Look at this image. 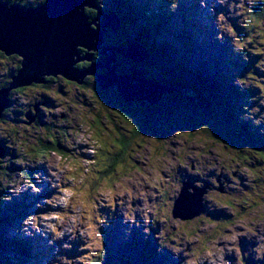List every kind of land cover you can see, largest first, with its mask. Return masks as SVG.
Returning a JSON list of instances; mask_svg holds the SVG:
<instances>
[{
  "label": "rangeland",
  "instance_id": "rangeland-1",
  "mask_svg": "<svg viewBox=\"0 0 264 264\" xmlns=\"http://www.w3.org/2000/svg\"><path fill=\"white\" fill-rule=\"evenodd\" d=\"M143 1L174 11L157 43L173 48L138 65L154 80L180 83L161 110L126 120L114 88L96 97L94 84L56 81L48 87L64 93H43L31 133L21 111L37 92L3 104L0 218H13L1 225L4 236L35 247L14 264H264V17L254 13L264 0ZM131 26L109 39L129 47ZM2 62L0 79L9 68ZM38 142L46 154L31 149ZM184 191L194 200L184 202ZM195 203L202 210L192 220L174 215L178 207L190 215ZM9 250L6 258L21 251Z\"/></svg>",
  "mask_w": 264,
  "mask_h": 264
},
{
  "label": "water",
  "instance_id": "water-1",
  "mask_svg": "<svg viewBox=\"0 0 264 264\" xmlns=\"http://www.w3.org/2000/svg\"><path fill=\"white\" fill-rule=\"evenodd\" d=\"M87 9L96 10L98 16L103 17L102 21L97 23L98 16L91 19L86 13ZM120 25V17L104 14L96 0H45L37 8L0 3V51L6 55L17 54L23 59L22 68L13 78L8 90H0V118L9 106L3 104L8 102L11 91L32 83H44L46 76L61 75L81 84L86 76L95 74L101 67L106 71L98 76L100 90L116 87L127 106H132L136 101L158 105L162 96H171L175 88L148 78L144 70L138 67L150 57L143 46L131 42L132 39L129 47L105 44L104 33L107 28L118 32ZM80 48L89 51L102 49L104 59L100 63H92V56L89 55L85 59L91 65L88 70L81 71L75 67L80 62L77 58ZM118 54L131 59L137 67L124 75L118 73ZM27 117L33 122L32 117ZM181 196L184 202L186 199L194 200L193 195L187 191ZM192 209L191 214L187 215L178 207L175 208L174 215L183 220H192L200 215L202 208H197L195 203Z\"/></svg>",
  "mask_w": 264,
  "mask_h": 264
},
{
  "label": "trees",
  "instance_id": "trees-1",
  "mask_svg": "<svg viewBox=\"0 0 264 264\" xmlns=\"http://www.w3.org/2000/svg\"><path fill=\"white\" fill-rule=\"evenodd\" d=\"M116 2H117L118 7H116L117 9L113 10V11L104 10L102 7H100L98 1H97V4H98V7L101 8L102 12L109 14V15L115 14V15H118L120 17V19H121L120 29L123 28L124 23L130 24V25L133 24V26H131V28L133 29L134 33L132 34V41L131 42H135V43L143 46L147 50V52H149L150 57L153 58L151 60H148L149 63H150V61H153V63H154V59L157 60L156 56L162 57L165 55V53L167 51H170L173 48L172 46L165 44V43L164 44H157V43H158L159 39H163V37L161 38L160 36L164 34L163 31L166 30L168 23H170V21L174 19V16H173L174 11L170 10V14H166V12H164L163 8H161L160 6L157 7L156 9H153L151 7V4L144 2L143 0H118ZM127 9H129V10H127ZM263 12H264V9L262 11L257 10L254 13L258 17L259 16L264 17ZM86 13L88 15H90L91 19L98 15V12L96 10H92V9L91 10L89 9V11L86 10ZM133 13L134 14L136 13V16H134ZM137 20L140 21V23H138ZM185 23H187V22H185ZM187 25H188V23H187ZM111 33H112V30H111ZM183 36H185V34ZM130 37H131V33H130ZM105 39L109 43L108 45L117 47V44H118V47H121V46H119L121 44L118 43V40H119L118 37L114 36L113 39H111V38L109 39V35L106 34ZM122 46H124V45L122 44ZM157 61H159V60H157ZM169 67L170 66H168V68ZM173 67L175 68V66H173ZM164 68L165 67H163V69ZM174 68H170V69H172V71L174 72L175 71ZM132 70H133V68H130L126 72L130 73ZM122 71L125 72V68L122 69ZM17 73H18V71L15 72L14 76L10 79V81H8L6 83L7 88L10 87V85L13 81V78L17 75ZM168 74H169V72H168ZM197 74H199V69L197 70ZM123 75H124V73H123ZM166 75H167V73H166ZM146 76L148 78L154 79L153 77L148 76L147 74H146ZM60 78H62V77H58V79H60ZM190 79H193L194 81L198 80L197 76L195 78H190ZM203 79L206 80L207 78L204 77ZM157 81H159L163 84L173 86L175 88L181 86L180 83H176V81L171 80V79H167V80L159 79ZM35 84H37V83H32L31 85L17 88L11 92H12V94L14 92L17 94H23L24 91H29L31 86H33ZM10 95H11V93H10ZM167 96L165 97V99L166 98L167 99L172 98V96H168V97ZM174 97H175V95H174ZM115 101L118 102V100H115ZM119 103L120 104L122 103V105L124 106L123 110L121 111V114L126 115L124 117L126 120L129 119L130 115L133 117L137 116V115L142 116V117H149V116L153 115L154 112H157V110L158 111L161 110L158 105H152L151 106V105H149L148 102L143 103V102L136 101V102H134L135 105L133 103L132 106H127L125 104V101L121 98V102H119ZM160 106H161V104H160ZM28 107H29V104H28ZM166 110H168V107H166ZM23 111H21V113ZM5 112H7V110ZM4 115H6V114L3 112L2 116H4ZM22 119H23L22 123L25 121L28 126L32 125L34 123V122L29 121L30 119L27 117V115L22 114ZM2 121H4V120L0 119V123ZM8 131H13V133L16 134V133H18L19 130H17L16 127H13L12 130H8ZM238 135H240L242 138L246 139V133L245 132H243V133L240 132V134H238ZM50 140L51 139L49 138V142H47V143L50 144L51 147H56L54 144H52L50 142ZM52 140L56 141V139H52ZM118 141L120 142L121 139H119ZM2 143H4V142H2ZM57 143H58V141H57ZM31 149H34V150L40 149L44 152L43 154H46L49 151L50 147L44 143L38 142L37 146H34V144H32ZM119 161L121 162L122 160H119ZM12 218L13 217L0 218V225L2 223H4V225L8 226L9 222ZM3 228H4V226L1 225L0 226V264H14L15 262L18 263V262H20V260H23L28 255H30L32 258V256H33L32 252L35 249V247L33 246V243L31 242V245H30V243L26 242V240H24V239H18L17 237L11 238L8 236H4L6 233V230ZM27 245H29V246H27ZM9 246H14V247L18 246L21 251L17 253V256H13L12 258H6L8 255H12V253H10L11 250H9Z\"/></svg>",
  "mask_w": 264,
  "mask_h": 264
},
{
  "label": "flooded vegetation",
  "instance_id": "flooded-vegetation-1",
  "mask_svg": "<svg viewBox=\"0 0 264 264\" xmlns=\"http://www.w3.org/2000/svg\"><path fill=\"white\" fill-rule=\"evenodd\" d=\"M44 1L45 0H0V3H6L9 6L16 5V6L23 7V8H37V7L41 6V5H43ZM104 14H106V13H104ZM97 16H95V17H97ZM98 17H99V20H98V24H99L102 21L103 17H101V16H98ZM109 33H111V30H108V32H106V34H109ZM101 51H102V49H98V50L93 52L92 61H91L92 63H100L104 59V56H103ZM79 52H80V54H83V53H87V50L86 49H80ZM0 58L2 59V61H3L2 63L3 64L9 66L8 70H5V73L1 75V79H0L1 80L0 90H1L2 88H7L6 83L8 81H10V79L14 76L15 72L19 71L22 68V60L23 59H22L21 56H19L17 54L6 55L5 53H3L1 51H0ZM121 60H123L124 62H127L128 64H131L130 66L125 67V72L122 71V67L120 66V64L122 62ZM117 62H118L117 63L118 64V67H117L118 73L127 74L126 71L128 69L132 68L131 61L129 59L123 58L121 54L117 55ZM86 66H88V64L85 65L83 63H80L79 65H77L76 68L81 70V71H83V70L86 69ZM105 71H106L105 68H102V67L99 68L96 71V74H98V75L86 78L84 80V82L82 81L81 84H79L77 82H70L68 79L62 77L61 75H58V76L62 77L60 80L57 78V76L56 77L46 76L45 79H44V81H45L44 83H37V84L31 86L29 91L37 92V93L33 94L32 98L30 99L31 102L29 104V107H27V110L23 111L21 113V115L22 114L23 115H27L26 113L28 111V115L34 119L33 120L34 123L32 125L28 126L27 123L24 121L23 122L24 126H27V129L26 128L25 129L27 131H31V133L33 131L37 130L38 125H39L37 123L38 122L40 123V120H39L40 106H41V104H46V102L48 101V98H46L44 96V94L64 93V91L62 90L63 86L60 85L57 88V84H59V82L68 83V84H76V85H78L77 88H84V89H87V88H89V86L91 84H94L95 88H93L94 89V91H93L94 94L93 95L96 96V97H99V96H101V94H103L101 92H106L107 90L110 89V88H108V89H106L104 91H101L100 87H99V84H98V76L103 74ZM56 81H58V83L55 84V87L53 89H50L48 87V85L51 84V83H54ZM90 81H93V83L92 82L89 83ZM50 90H52V91H50ZM45 91H50V92L45 93ZM114 92H115L114 99L118 100V103L121 102V96H120V94H119V92H118L116 87L114 88ZM11 95H12V93H11ZM121 105H122V103H121ZM134 105H135V103H134ZM58 108H55L56 111L58 110ZM62 117H64V115ZM228 192H229V190L227 191V193Z\"/></svg>",
  "mask_w": 264,
  "mask_h": 264
},
{
  "label": "bare ground",
  "instance_id": "bare-ground-1",
  "mask_svg": "<svg viewBox=\"0 0 264 264\" xmlns=\"http://www.w3.org/2000/svg\"><path fill=\"white\" fill-rule=\"evenodd\" d=\"M213 1V0H212ZM101 29H103V27H101ZM108 30H110V29H108L107 28V30H106V32H108ZM106 32L104 33V39H105V36H106ZM225 39V38H224ZM227 39H229V38H227ZM105 43H106V39H105ZM137 44H134V47H137L136 46ZM92 51V50H91ZM94 52V51H93ZM87 55L86 56H84V57H82L81 55H79V57H77L80 61H82V60H86L85 58H87L89 55H91L92 56V54H90L89 53V50H87ZM108 54L110 53V52H107ZM76 65H78V63L76 64ZM89 69V68H88ZM58 77H61V76H57V78ZM63 77V76H62ZM69 81H75V79H72V80H69ZM163 97V96H162ZM161 97V98H162ZM186 102V101H185ZM110 124V123H109ZM244 130H245V128H244ZM38 165V164H37ZM185 186H187V188H188V190L189 189H195V187H193V184H189V182H187L186 183V185ZM205 188V187H204ZM207 190V189H206ZM57 241H59V240H57ZM245 243H248L249 245H251L252 244V242H250V241H247L246 239H245V241H244ZM80 243V242H79ZM78 244V243H77ZM249 245L247 246L248 248H250L249 247ZM75 247V246H74ZM76 248V247H75ZM74 249V248H73Z\"/></svg>",
  "mask_w": 264,
  "mask_h": 264
}]
</instances>
